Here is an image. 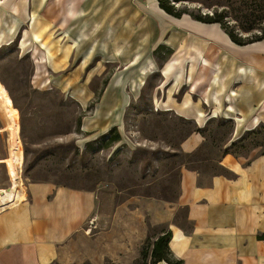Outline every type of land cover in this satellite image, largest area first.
Returning <instances> with one entry per match:
<instances>
[{
	"label": "crops",
	"instance_id": "crops-1",
	"mask_svg": "<svg viewBox=\"0 0 264 264\" xmlns=\"http://www.w3.org/2000/svg\"><path fill=\"white\" fill-rule=\"evenodd\" d=\"M14 42L35 49L34 80L48 82L46 67L81 108L94 100L83 138L119 130L151 77L159 79L154 109L198 128L180 142L183 154L204 145L200 130L210 120L227 125L216 171H179L176 205L189 229L170 230L168 248L181 264H264V150H232L264 129V39L235 44L220 24L171 16L158 0H0V47ZM162 49L168 56L158 62ZM26 189L21 202L0 211V264H128L125 233L85 232L94 222L93 191L49 182ZM134 220L123 228L135 231L136 258L145 228Z\"/></svg>",
	"mask_w": 264,
	"mask_h": 264
},
{
	"label": "rangeland",
	"instance_id": "rangeland-1",
	"mask_svg": "<svg viewBox=\"0 0 264 264\" xmlns=\"http://www.w3.org/2000/svg\"><path fill=\"white\" fill-rule=\"evenodd\" d=\"M163 1L176 12L194 16L220 14L231 29L245 25L235 21L234 15L240 13L233 10L236 5L231 6V0ZM259 25L264 27V20ZM258 30L239 35L258 34ZM34 50L20 47L16 42L0 47V86L8 103L5 114L0 104V129L8 124L18 140L14 166L21 183L19 192L26 197V188L32 182L93 191L96 196L94 222L88 223L85 232L92 236L115 230L125 233L129 242L128 264H152L150 253L157 238L166 234L171 238L170 230L177 227L189 229L184 210L176 205L180 169L216 171L223 144L229 137V127L217 119L210 120L200 130L205 137L204 145L195 155L183 154L180 142L198 128L172 113L154 109L150 98L159 79L151 77L145 82L140 99L129 103L119 130L102 137L83 138L81 124L94 100L81 108L74 97L56 88L44 64L48 82L39 83L43 75L38 81L34 80ZM168 52V49L159 50L158 62L167 58ZM102 84V80L98 81L99 89ZM257 146L264 150V131L247 135L232 150L244 155ZM8 148V132L0 133V160L8 156ZM9 185L6 168L0 164V188L6 189ZM131 218L133 226L136 218L145 228V238L138 246L136 258L137 248L130 240L135 231L129 228L125 232L123 228ZM75 245L70 244V254ZM143 252L148 254L146 258ZM62 264L89 263L82 260L68 263L66 259ZM104 264L116 263L107 260Z\"/></svg>",
	"mask_w": 264,
	"mask_h": 264
},
{
	"label": "trees",
	"instance_id": "trees-1",
	"mask_svg": "<svg viewBox=\"0 0 264 264\" xmlns=\"http://www.w3.org/2000/svg\"><path fill=\"white\" fill-rule=\"evenodd\" d=\"M176 2L184 1V0H175ZM160 8L167 14L178 17L183 13L187 12H176L171 6L165 4L163 0H158ZM231 6L233 4L236 7L233 8L235 12H239L240 15H234L235 21H240L241 23H245V25H237V28H229L228 24L223 22V16L217 13L210 14L206 13L204 16H194L189 14L191 17L195 18L198 21L204 23H218L221 28L227 33L229 38L238 45H246L250 43H254L257 41H261L264 39V27H261L262 20H264V0H231ZM258 30V34L243 36L239 35L241 33H251V31L255 29ZM235 29L236 30L235 32ZM14 109V108H13ZM15 111V109H14ZM192 130L191 132H194ZM264 131V129H263ZM197 170L196 168H193ZM169 234L163 235L155 240L153 243V248L150 253V258L152 264H158L159 262H166L167 264H181L180 261L173 258L168 248ZM148 254L143 252V258H146ZM170 258H173L175 261H171Z\"/></svg>",
	"mask_w": 264,
	"mask_h": 264
},
{
	"label": "bare ground",
	"instance_id": "bare-ground-1",
	"mask_svg": "<svg viewBox=\"0 0 264 264\" xmlns=\"http://www.w3.org/2000/svg\"><path fill=\"white\" fill-rule=\"evenodd\" d=\"M0 104L5 114L6 109L8 108V103L4 97V93L1 91L0 86ZM8 132L9 135V148H8V156L4 159L0 160V164L4 165L6 168V174L9 178V187L6 189L0 188V211L4 208H9L11 206L16 205L21 202L25 196L22 192H19V185L21 184L18 178L17 170L14 166V161L16 160V148L18 144V140L15 136V132L9 127V125H5L0 129V133Z\"/></svg>",
	"mask_w": 264,
	"mask_h": 264
}]
</instances>
